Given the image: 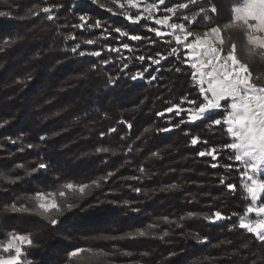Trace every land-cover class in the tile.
Segmentation results:
<instances>
[{
  "label": "trees",
  "instance_id": "trees-1",
  "mask_svg": "<svg viewBox=\"0 0 264 264\" xmlns=\"http://www.w3.org/2000/svg\"><path fill=\"white\" fill-rule=\"evenodd\" d=\"M182 2L187 0L161 6ZM238 2L197 0L174 18L195 17L190 29L200 34L231 20ZM213 5L215 12L194 13ZM45 7L52 11H41ZM0 12L6 13L0 16V240L13 232L30 235L26 264H80L69 255L77 248L105 253L91 259L82 253L88 264H264V243L239 227L250 200L243 167L224 148L232 139L225 127H209L223 109L195 121L166 111L203 101L194 69L174 39L152 32L155 22L133 23L96 0H0ZM97 20L101 27H89ZM239 59L254 72L250 61ZM252 78L264 85V77ZM193 136L200 137L196 145ZM213 147L215 159L199 155ZM40 163L47 168L39 169ZM101 177L108 178L98 187L68 196L72 208L58 197L59 213L42 215L32 199ZM216 211L224 218L205 219ZM138 230L147 235H135Z\"/></svg>",
  "mask_w": 264,
  "mask_h": 264
},
{
  "label": "snow or ice",
  "instance_id": "snow-or-ice-1",
  "mask_svg": "<svg viewBox=\"0 0 264 264\" xmlns=\"http://www.w3.org/2000/svg\"><path fill=\"white\" fill-rule=\"evenodd\" d=\"M120 8L130 7L137 9V14L132 15L127 11L121 13L125 15L129 21L138 23L142 19L150 20L155 19L158 25H167L170 29H173V35L178 43H181L183 47L189 50L188 55L194 59L195 62L185 60V63L191 62V67L195 69L193 73L194 77L198 74L199 91L203 95V101L192 109L185 110L180 108V105H174L166 109L171 113L174 110L176 114L181 111H186L189 120H200L202 118H211L214 115H219L216 110L222 109V101L224 105H227L223 109V115L218 119H211L209 127L223 126L226 129L227 134L232 138L233 142L224 145V148L231 149L234 155L229 157V160H235L243 164V169L240 171V176L243 183V189L248 197H250L252 203L246 208V213H255L256 218L251 219L249 216H239V227L245 229L248 233L254 234V238L258 239L261 243H264V203L257 204L264 194V179H257L256 173L264 167V85H258L253 82L252 73L249 71L248 65L242 62L237 57V45L228 39V47L225 48L226 39L222 34L225 30H231L233 28L239 29L244 33L245 43L243 45L247 55L251 58L253 55L258 54L261 58H264V0H242L239 6L233 8V19L221 26H214L210 28L203 35L194 34L187 30L184 23H170L173 16L177 14L178 10L187 9L189 5L197 3V0H187L185 3H177L172 7H165L166 13L159 19H156L154 12L159 10V5H163L165 0H159V3L144 4L143 10L140 11L143 0H113ZM103 7V5H101ZM215 12V6H211L210 9H200V13H206L208 11ZM45 13L52 11L51 8L45 7L41 9ZM111 11V9H109ZM31 12V10H30ZM147 13V16H145ZM170 13L171 15H168ZM33 15H38L36 12H31ZM6 15V13L0 12V16ZM51 15L48 19H52ZM205 18H207L205 16ZM81 21H85L86 17L81 16ZM188 19V17H184ZM77 27H85V24L77 25ZM89 27H101L99 20L95 21L93 25ZM157 36H163L159 28H151ZM115 32L121 33L120 28L114 29ZM176 31L183 33L176 35ZM124 36H128V32L122 33ZM192 37L191 42H188V38ZM74 38V37H73ZM131 40H141L143 37L138 35H132ZM86 43H94V41H86ZM123 48H128V44H123ZM79 45H76L72 49L76 52ZM112 51H119V49H110ZM175 54L176 49L172 50ZM84 55V53H80ZM94 56H100V52L91 53ZM140 60H144L145 57H139ZM148 59H152L149 57ZM102 63H108V61H102ZM153 63H159L158 60H153ZM127 65H125L126 67ZM96 66L93 65V68ZM179 71V69H177ZM142 73H137L132 79H136V76H141ZM205 81L207 86L205 87ZM182 100H188L187 97H183ZM230 101V103H229ZM190 104L196 105V101H188ZM163 116L164 113H159ZM183 123V120L181 121ZM131 127V125H129ZM179 127V125H176ZM111 131H115L112 129ZM167 131V129H165ZM11 139V138H9ZM191 144L196 145L200 142V137L193 136ZM204 143H207L204 141ZM32 147V145H28ZM108 151V149H98V151ZM217 148L213 147L206 151L199 152L200 156H211L215 159ZM216 167L215 164L212 165ZM22 167V166H21ZM229 169L232 168L231 164L224 165ZM39 169L47 168V165L40 163ZM37 169H33L36 171ZM109 173L108 176H111ZM108 177H101L99 180L92 181L91 185L88 184H74L68 182L54 192H37L32 198L38 204V208L42 209V215L47 214L55 210L59 213L61 205L58 202V197L65 201L67 208L74 207L73 204L67 203V198L70 194L85 193L86 189L92 186L98 187L101 180H106ZM221 183H224L221 180ZM229 189H235L236 185L228 183L226 185ZM172 187H176L173 185ZM139 191V189H136ZM127 203V202H125ZM13 210L18 209L13 206ZM26 208H21L19 211H27ZM193 215L189 213V216ZM224 217L221 212L216 211L213 216H206L208 220H221ZM50 222L55 225L57 220L48 216ZM167 220V218H164ZM150 228L153 226H149ZM236 227V225H233ZM133 234H129L131 236ZM135 235L143 236L147 235L144 230H138ZM167 235V233H164ZM9 238L6 241H0V250L4 252H13L14 254L3 256L0 255V264H23L21 257L26 255L23 251V246L32 245L30 235H20L16 233H9ZM104 239H117V237H103ZM163 237H161L162 239ZM203 240H207V237H203ZM90 253L91 257H98L105 255L103 252H95L93 249L77 248L69 253L71 258L77 259L80 264H88V261L81 255L82 253Z\"/></svg>",
  "mask_w": 264,
  "mask_h": 264
},
{
  "label": "rangeland",
  "instance_id": "rangeland-1",
  "mask_svg": "<svg viewBox=\"0 0 264 264\" xmlns=\"http://www.w3.org/2000/svg\"><path fill=\"white\" fill-rule=\"evenodd\" d=\"M77 1H80V0H77ZM96 1H99L101 5H103L104 8L106 9H111L112 12H114L115 14H121L125 11H127L129 14H133V12H137L138 10L137 9H134V8H130V7H125V8H120L117 4H115L113 2V0H96ZM153 3H159V0H143V3L141 5V8L139 9L140 11L143 10V6L144 4H153ZM182 3H185V2H182ZM242 3V0H240V2L236 3L235 5H233L232 7V11H233V8L235 6H239L240 4ZM177 4V3H176ZM175 5V4H174ZM173 6V5H172ZM170 6V7H172ZM200 12V9H198L197 11H194V13H199ZM166 13L164 12V8L159 5V10L158 11H155L154 12V16L156 17V19H159L160 17H162L163 15H165ZM168 15H171L170 13H168ZM145 16H147V13H145ZM126 17V16H125ZM184 17H188V19H184ZM127 18V17H126ZM195 18V17H194ZM194 18H191L189 16H183L182 19H175L174 16L172 17L170 23H184L187 27V30L192 32V33H196L197 31H192L190 29V23L193 22ZM233 19V18H232ZM231 19V20H232ZM151 21L155 22V19H150ZM231 20L229 21H223V24L222 25H209V26H206L204 28V30L202 32H200V34L198 33V35H203L205 32H207L210 28L214 27V26H221L223 27V25L229 23ZM188 23H187V22ZM156 23V22H155ZM157 27L156 28H159L161 30V32L164 33L163 36H166V35H169L171 39H174L175 40V37L174 35L172 34L173 33V29H170L167 25H158L156 24ZM226 31H229V30H225L222 34L224 35L225 39H226V44H225V48L227 49L228 47V39L230 38V40L232 42H235L236 45H237V57L239 58H243L244 60H247V61H250L251 65L254 67V72L253 71H250L252 73V76H255V78L259 79L262 77H264V58H261L258 54L256 55H253L251 58H249V56L247 55L243 45L245 43V37H244V33L239 30V29H236V28H233L231 29L230 31L232 32V35L231 37L227 36L226 34ZM197 34V33H196ZM176 35H181V37L183 38V33L179 32V31H176ZM192 40V37H189L188 38V42H191ZM176 41V40H175ZM177 43V49H182L185 51V56L187 57V60H190L191 62H195L194 59H192L189 55H188V52L189 50L186 49L185 47H183V45L181 43ZM108 48H110V46H108ZM240 53V54H239ZM238 58V59H239ZM191 62L189 63L191 65ZM262 69V70H261ZM194 72H195V69H194ZM195 81L197 82L198 86H199V83H198V74L196 77H194ZM207 86V81H205V87ZM203 96V95H202ZM222 109L226 108L227 105H224V102L222 101ZM230 103V101H229ZM189 102H185L184 104L180 105V108L182 109H185V110H189V109H192L195 107V105H188ZM176 105H179V104H176ZM175 111V110H174ZM181 112H185V115H186V120L187 121H195V120H189L188 118V114L186 111H181ZM180 112V113H181ZM232 139V138H231ZM233 142V140L231 141V143ZM241 163V162H240ZM242 167H243V164L241 163ZM256 178L257 179H264V167H261L257 173H256ZM244 183V181H243ZM263 194H261V197H262ZM248 197V196H247ZM249 200H250V203H252L250 197H248ZM249 203V204H250ZM257 204L259 203H264V200H262V198L256 202ZM248 215L249 218L251 219H255L256 218V214L255 213H245L244 215ZM14 233V232H13ZM16 234H20V235H28V234H23V233H16ZM9 238V236L6 238V239H3V240H0V241H6L7 239ZM25 246V245H24ZM24 246H23V251L25 253V249H24ZM11 254H14L13 252H4L2 250H0V255H3V256H8V255H11ZM26 254V253H25ZM21 260L23 262V264H26L27 263V260H26V255L22 256L21 257Z\"/></svg>",
  "mask_w": 264,
  "mask_h": 264
}]
</instances>
